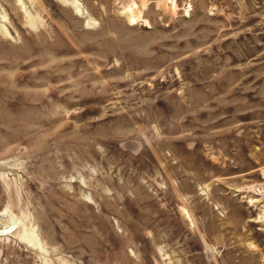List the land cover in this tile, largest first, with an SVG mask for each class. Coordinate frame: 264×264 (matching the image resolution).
<instances>
[{"label": "rangeland", "instance_id": "rangeland-1", "mask_svg": "<svg viewBox=\"0 0 264 264\" xmlns=\"http://www.w3.org/2000/svg\"><path fill=\"white\" fill-rule=\"evenodd\" d=\"M0 264H264V0H0Z\"/></svg>", "mask_w": 264, "mask_h": 264}]
</instances>
